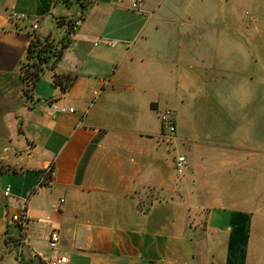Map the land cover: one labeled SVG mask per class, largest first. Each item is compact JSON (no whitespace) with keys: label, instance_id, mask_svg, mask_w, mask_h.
<instances>
[{"label":"crops","instance_id":"obj_1","mask_svg":"<svg viewBox=\"0 0 264 264\" xmlns=\"http://www.w3.org/2000/svg\"><path fill=\"white\" fill-rule=\"evenodd\" d=\"M133 1L0 0V264H264V144L230 137L264 129V0ZM34 36L65 45L28 97ZM208 83L241 98H202Z\"/></svg>","mask_w":264,"mask_h":264},{"label":"trees","instance_id":"obj_2","mask_svg":"<svg viewBox=\"0 0 264 264\" xmlns=\"http://www.w3.org/2000/svg\"><path fill=\"white\" fill-rule=\"evenodd\" d=\"M67 26V32L69 33L73 30V22H67ZM64 45L63 41L57 46L48 41V39H39L35 36L32 38L26 52V58L20 67V75L26 96H30L35 83L44 71L56 66V63L62 55ZM72 81L73 78L70 76H62L60 78L55 76L53 80L55 85L60 83L59 85L62 90L68 89Z\"/></svg>","mask_w":264,"mask_h":264},{"label":"built area","instance_id":"obj_3","mask_svg":"<svg viewBox=\"0 0 264 264\" xmlns=\"http://www.w3.org/2000/svg\"><path fill=\"white\" fill-rule=\"evenodd\" d=\"M141 5H142V0H134L131 7L132 9H139ZM25 19H26V15L24 14H18V15L12 14V16H10V20L24 21ZM81 23H82L81 17L76 19L73 22V29L80 26ZM37 28H38V22H33L30 27L31 31H35L37 30ZM49 108L51 111H56V110L60 112H65V111L72 112L73 111L72 108L66 110L65 108L58 107L54 103H51L49 105ZM159 121H160L161 130H162L164 137L173 139L175 137V131H176L173 111L169 109H165L164 111H162L161 114L159 115ZM186 167H187L186 158L182 155L176 156L174 159V171L176 175L181 176L184 173ZM9 191L10 189L6 188L4 191V196L9 195ZM61 202H63V200H61ZM27 220L28 219L26 215H13L11 217V222L18 225L21 228H23L26 225ZM58 242H59L58 232L56 230H52L48 234V237H47L48 247L51 250L55 251L58 248ZM66 261L67 259L65 256L59 255L53 259L45 260L44 264H65Z\"/></svg>","mask_w":264,"mask_h":264},{"label":"rangeland","instance_id":"obj_4","mask_svg":"<svg viewBox=\"0 0 264 264\" xmlns=\"http://www.w3.org/2000/svg\"><path fill=\"white\" fill-rule=\"evenodd\" d=\"M207 12L211 13L213 11V9L211 7H207ZM249 10V7H247L246 5H237L235 7V12H236V16L238 18V20H240L243 15L245 14V12ZM213 19V18H212ZM212 19L210 17H206L203 23V29L207 32L209 30H219V23L217 22H212ZM215 71L213 70V73ZM212 73V70L210 69H206L204 71V74L206 77H208L210 74ZM219 78H223L224 76V71L220 70L219 72ZM230 93V94H229ZM202 98H241L239 95H237L236 97L234 96L233 93L229 92V86H211L209 83L205 84L203 86V92H202ZM233 107V103L231 102ZM256 104H254L255 106ZM228 106V105H227ZM264 107V106H263ZM251 109V108H250ZM264 110V109H263ZM164 111V110H162ZM161 137L164 141H166L167 143L172 142L173 139H169L167 137H164L163 133H161ZM230 137L234 140H241L244 138H248V141H251L252 144H264V129L262 131H255L253 135L250 134H245V132L240 133V134H232L230 135ZM251 138V139H249ZM254 151H250L249 150H241V152H239V159H244V157L250 158L253 157L254 158ZM262 153H264V150H262ZM174 154V152H173ZM181 155V154H177L176 156ZM184 156V155H182ZM185 157V156H184ZM175 159V158H174ZM247 161V160H246ZM175 172V171H174ZM176 178H179L180 176H177L175 173ZM254 201H256L258 204H260L261 206L264 207V194H258L257 197L254 198ZM262 236L260 238H264V231L261 234ZM1 256V255H0Z\"/></svg>","mask_w":264,"mask_h":264}]
</instances>
